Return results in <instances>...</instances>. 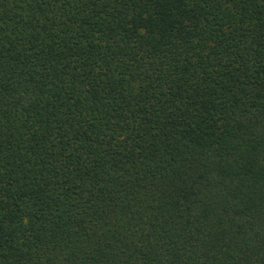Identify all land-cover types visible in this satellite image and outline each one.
<instances>
[{"label":"trees","instance_id":"trees-1","mask_svg":"<svg viewBox=\"0 0 264 264\" xmlns=\"http://www.w3.org/2000/svg\"><path fill=\"white\" fill-rule=\"evenodd\" d=\"M0 264H264V0H0Z\"/></svg>","mask_w":264,"mask_h":264}]
</instances>
